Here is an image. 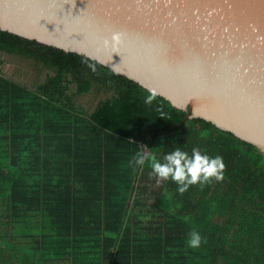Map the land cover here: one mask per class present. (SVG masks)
<instances>
[{
  "label": "trees",
  "instance_id": "16d2710c",
  "mask_svg": "<svg viewBox=\"0 0 264 264\" xmlns=\"http://www.w3.org/2000/svg\"><path fill=\"white\" fill-rule=\"evenodd\" d=\"M149 93L0 31V264H264V154L157 95L146 106ZM177 147L222 156L225 180L180 195L127 166L139 148L162 160Z\"/></svg>",
  "mask_w": 264,
  "mask_h": 264
},
{
  "label": "water",
  "instance_id": "95a60500",
  "mask_svg": "<svg viewBox=\"0 0 264 264\" xmlns=\"http://www.w3.org/2000/svg\"><path fill=\"white\" fill-rule=\"evenodd\" d=\"M0 31L96 61L264 154V0H0Z\"/></svg>",
  "mask_w": 264,
  "mask_h": 264
},
{
  "label": "clouds",
  "instance_id": "9594fccd",
  "mask_svg": "<svg viewBox=\"0 0 264 264\" xmlns=\"http://www.w3.org/2000/svg\"><path fill=\"white\" fill-rule=\"evenodd\" d=\"M123 41V34L116 32L111 35L110 39H104L103 44L105 47L116 50ZM92 70L95 71L94 68ZM155 99L156 93L150 91L144 103L146 106H152ZM160 117L164 118V114L161 113ZM139 149L140 151L132 157L127 166L135 171L147 163L151 170L150 178H155L157 184L162 181H171L176 184V190L180 195H184L192 186H198L202 190L206 185L210 186L213 182L225 180L226 164L223 157L220 155L213 157L202 153L198 147L193 148L191 154L177 147L167 152L162 160L158 159L152 150ZM203 243H206V240L198 231L189 233L187 240L189 248L198 249Z\"/></svg>",
  "mask_w": 264,
  "mask_h": 264
},
{
  "label": "crops",
  "instance_id": "0c3cea01",
  "mask_svg": "<svg viewBox=\"0 0 264 264\" xmlns=\"http://www.w3.org/2000/svg\"><path fill=\"white\" fill-rule=\"evenodd\" d=\"M37 224H40L39 219H34ZM56 242L50 245V251H55ZM50 253V252H49ZM73 261V256L70 254L63 255V258L59 255H51L47 256V261H44L45 264H70L69 262ZM43 264V263H42Z\"/></svg>",
  "mask_w": 264,
  "mask_h": 264
}]
</instances>
